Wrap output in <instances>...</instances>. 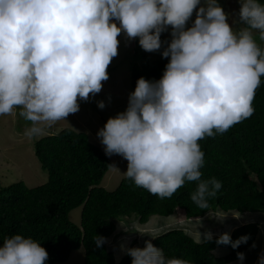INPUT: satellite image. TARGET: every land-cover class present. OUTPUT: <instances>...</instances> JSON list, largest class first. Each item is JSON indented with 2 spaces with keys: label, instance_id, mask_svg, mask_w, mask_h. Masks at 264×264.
<instances>
[{
  "label": "clouds",
  "instance_id": "clouds-1",
  "mask_svg": "<svg viewBox=\"0 0 264 264\" xmlns=\"http://www.w3.org/2000/svg\"><path fill=\"white\" fill-rule=\"evenodd\" d=\"M239 5L238 19L229 23L232 14L219 0H0V116L18 114L30 122L23 135L42 136L101 92L118 55V37L135 39L168 63L159 79H137L125 110L96 135L106 156L127 161L123 174L135 186L163 199L196 182L190 199L206 209L222 183L202 179L199 142L251 117L264 77V47L255 38L264 41V0ZM165 32L170 39H161ZM249 239L224 233L216 243L236 249ZM104 242L101 236L94 241L97 247ZM144 243L127 249L131 264H192ZM236 257L243 264L245 254ZM47 260L42 242L31 236H5L0 244V264Z\"/></svg>",
  "mask_w": 264,
  "mask_h": 264
},
{
  "label": "trees",
  "instance_id": "trees-1",
  "mask_svg": "<svg viewBox=\"0 0 264 264\" xmlns=\"http://www.w3.org/2000/svg\"><path fill=\"white\" fill-rule=\"evenodd\" d=\"M139 50L136 48L131 66L133 90L140 77L159 79L168 63L161 55L153 59ZM261 79L252 101V116L199 142L205 153L202 179L215 177L222 183L206 209L190 199L196 182H186L163 199L135 186L127 177L115 190H106L101 184L112 165L110 158L87 133L64 128L35 143V155L48 173L46 183L30 188L21 181L0 189V244L5 236L23 234L42 242L48 253L46 264L65 263L82 247L84 264H131L132 257L127 254L117 262L106 244L117 231V219L134 216L144 224L152 216L168 217L177 210H183L187 220L217 211L264 214V77ZM79 207L80 227L69 220L70 213ZM186 223L182 224L185 229L165 232L153 240L166 258H184L192 264H230L238 261L237 252L246 256L260 231L258 223L234 228L229 233L232 240L243 235L250 239L233 249L217 244L219 236L196 240L189 232L192 222ZM96 236L105 238L100 247L95 246ZM218 249L230 253L217 256Z\"/></svg>",
  "mask_w": 264,
  "mask_h": 264
},
{
  "label": "rangeland",
  "instance_id": "rangeland-1",
  "mask_svg": "<svg viewBox=\"0 0 264 264\" xmlns=\"http://www.w3.org/2000/svg\"><path fill=\"white\" fill-rule=\"evenodd\" d=\"M223 9L232 14V19H238L235 15L239 10V0H219ZM195 16H193V19ZM238 25L237 27H239ZM257 42L264 47V41L256 35ZM120 44L118 55L113 58L107 71L109 79L103 82V88L95 97H91L87 102H80V109L74 114H69L66 121H58L52 128L38 138H28L23 135L25 128L30 122L23 120L18 114H8L0 116V189L17 182H24L28 187L34 188L47 182L48 173L43 170L38 158L35 155V143L42 137L50 134H57L64 128H71L79 132H85L89 135L92 143L98 145L104 152V146L100 143L96 133L104 126L109 117L115 116L116 113L122 112L127 106L128 93L133 91L131 85V66L133 64V55L136 48L140 53H144L150 58L157 59L160 52H146L133 39L127 40L123 35L118 37ZM162 40L170 39L169 33L165 32L161 36ZM139 55L138 62L141 61ZM97 101H103L105 107L98 108ZM105 153V152H104ZM109 157V156H108ZM112 165L119 169L116 171L112 168L105 175L101 187L108 191L115 190L120 182L126 177L123 173L127 169V161L119 155L109 157ZM82 207L74 209L69 220L80 227ZM183 210H177L174 214L163 216H152L150 219L141 224L136 217L121 218L115 220L117 231L106 242L107 247L113 252L117 262L122 260L127 254L128 248L145 246V241L153 240L161 234L175 230L185 229L183 223L192 222V229L189 232L194 238L200 241L197 231L201 234V241L204 239L206 232L211 233V237L220 236L224 233L233 232L234 228L246 223L260 224L259 234L254 242L255 247H251L245 256L243 264H253L264 254V214L263 213H228L210 212L204 218L187 220ZM186 220V221H185ZM154 237V238H153ZM218 255L226 253V250L218 249ZM85 251L80 248L74 251L67 262L57 264H84ZM258 262V261H257ZM230 264H240L239 261Z\"/></svg>",
  "mask_w": 264,
  "mask_h": 264
},
{
  "label": "crops",
  "instance_id": "crops-1",
  "mask_svg": "<svg viewBox=\"0 0 264 264\" xmlns=\"http://www.w3.org/2000/svg\"><path fill=\"white\" fill-rule=\"evenodd\" d=\"M223 250H225V249H223ZM217 252V251H216ZM229 252H230V250H226V253H223V254H220L219 256H225V255H227V254H229ZM217 254V253H216ZM217 256H218V254H217ZM258 260H256L253 264H258V262H257Z\"/></svg>",
  "mask_w": 264,
  "mask_h": 264
}]
</instances>
